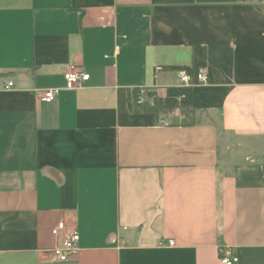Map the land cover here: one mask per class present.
<instances>
[{
	"label": "crops",
	"instance_id": "obj_1",
	"mask_svg": "<svg viewBox=\"0 0 264 264\" xmlns=\"http://www.w3.org/2000/svg\"><path fill=\"white\" fill-rule=\"evenodd\" d=\"M263 172L264 1L0 0V264H264Z\"/></svg>",
	"mask_w": 264,
	"mask_h": 264
},
{
	"label": "built area",
	"instance_id": "obj_2",
	"mask_svg": "<svg viewBox=\"0 0 264 264\" xmlns=\"http://www.w3.org/2000/svg\"><path fill=\"white\" fill-rule=\"evenodd\" d=\"M67 90H80L85 87L91 75L84 70H79L75 66H70L64 73ZM209 76L204 69H198L193 72L181 71L179 73L178 84L184 87L204 86L208 84ZM13 83H8L7 88L13 87ZM59 89L41 91V101L44 103H52L56 100ZM264 177V172H263ZM52 234L59 239L58 244L51 250L52 261L68 262L71 257L78 251L80 243V234L77 229H70L66 223L60 222L57 227L52 230ZM170 246H175L174 241L170 242ZM239 258L230 250L223 253L221 262L223 264H237Z\"/></svg>",
	"mask_w": 264,
	"mask_h": 264
},
{
	"label": "trees",
	"instance_id": "obj_3",
	"mask_svg": "<svg viewBox=\"0 0 264 264\" xmlns=\"http://www.w3.org/2000/svg\"><path fill=\"white\" fill-rule=\"evenodd\" d=\"M151 89H134L129 95V108L131 111H157L162 102ZM155 97L154 102L145 101L143 97L152 95Z\"/></svg>",
	"mask_w": 264,
	"mask_h": 264
},
{
	"label": "rangeland",
	"instance_id": "obj_4",
	"mask_svg": "<svg viewBox=\"0 0 264 264\" xmlns=\"http://www.w3.org/2000/svg\"><path fill=\"white\" fill-rule=\"evenodd\" d=\"M255 1H264V0H255ZM154 94V93H153ZM153 94L152 95H150V96H145V97H143V99L145 100V101H149L150 103H153L155 100H154V96H153ZM190 115V114H189Z\"/></svg>",
	"mask_w": 264,
	"mask_h": 264
}]
</instances>
